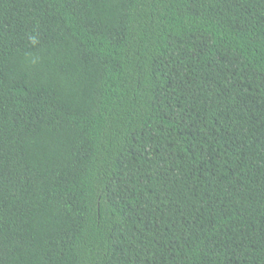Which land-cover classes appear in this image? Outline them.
<instances>
[{
    "label": "trees",
    "instance_id": "1",
    "mask_svg": "<svg viewBox=\"0 0 264 264\" xmlns=\"http://www.w3.org/2000/svg\"><path fill=\"white\" fill-rule=\"evenodd\" d=\"M0 264H264V0H0Z\"/></svg>",
    "mask_w": 264,
    "mask_h": 264
}]
</instances>
